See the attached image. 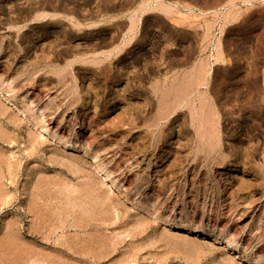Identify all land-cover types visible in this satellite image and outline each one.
I'll use <instances>...</instances> for the list:
<instances>
[{"label": "rangeland", "instance_id": "1", "mask_svg": "<svg viewBox=\"0 0 264 264\" xmlns=\"http://www.w3.org/2000/svg\"><path fill=\"white\" fill-rule=\"evenodd\" d=\"M263 70L264 0H0V264H264Z\"/></svg>", "mask_w": 264, "mask_h": 264}, {"label": "bare ground", "instance_id": "2", "mask_svg": "<svg viewBox=\"0 0 264 264\" xmlns=\"http://www.w3.org/2000/svg\"><path fill=\"white\" fill-rule=\"evenodd\" d=\"M155 6H156L157 8H159L160 10H165V11H167V10H169V8H171L170 5L164 4V3H162V2H158V3H156ZM1 86H2V85H1ZM0 94H1L2 96H4V97L6 96V97H9L10 99H13L12 96L9 94V92L4 91L1 87H0ZM12 102H13V100H12ZM167 111H168V108H167V110H166L165 112H167ZM23 112H24V111H23ZM24 113H26V112H24ZM1 129H2V128H0V130H1ZM2 130H3V129H2ZM2 130H1V131H2ZM39 130H41V131L44 132V133H48V134H50V131H49L47 128H42V127H41ZM1 131H0V133H1ZM42 132H41V133H42ZM2 134H4V132H2ZM53 135H54V133H53ZM81 148H82V147H81ZM1 154H3V153H0V155H1ZM2 156H5V155H1V156H0V159H1V160H2ZM3 159H4V163H5L7 160L5 159V157H3ZM93 159H94V164L98 165V168L100 169V171H103V168L101 167V165H100L98 159H97L96 157H94ZM5 160H6V161H5ZM6 163H7V162H6ZM246 176H254V174L248 172V173H246ZM106 177H108V174L105 175V178H106ZM41 183H42V180H41ZM44 183H45V182H44ZM113 183H114V182L112 181V184H113ZM0 186H1V185H0ZM1 188H2V187H1ZM88 191H89V190H88ZM88 191H87V192H88ZM0 192H1V189H0ZM91 192H92V191H91ZM69 193H70V192H68V194H69ZM88 194H89V193H88ZM66 197H67V196H66ZM69 197H70V196H69ZM70 198H71V197H70ZM35 199H36V197H35ZM41 199H42V198H41ZM69 200H70V199H69ZM38 201H41V200L39 199ZM67 202H68V201H67ZM44 203H46V202H44ZM68 203H69V202H68ZM70 203L72 204V202H70ZM41 204H42V203H41ZM35 205H37V204L35 203ZM47 205H48V204H47ZM47 205H46V206H47ZM66 205H67V203H66ZM81 205H82V204H81ZM84 205H85V204H84ZM31 206H32V202H31ZM39 206H40V205H39ZM39 206H38V207H39ZM41 206H42V205H41ZM70 206H71V205H70ZM34 207H35V206H34ZM48 207H50V206H48ZM85 207H86V206H85ZM30 208H31V207H30ZM39 208H40V207H39ZM36 209H37V208H35V210H36ZM50 209H51V208H50ZM50 209H49V211H50ZM29 210H30V209H29ZM31 210H32V209H31ZM31 210H30V212H31ZM33 210H34V209H33ZM39 210H41V209H39ZM39 210H38V211H39ZM42 210H43V209H42ZM38 211H37V212H38ZM40 212H41V211H40ZM42 212H43V211H42ZM46 212H47V210H46ZM46 212H45V213H46ZM54 212H55V211H54ZM43 213H44V212H43ZM43 213H42V214H43ZM51 213H52V212H51ZM36 214H38V213H35V216H36ZM54 214H55V213H54ZM51 215H52V214H51ZM40 216L42 217V215H40ZM43 216H44V215H43ZM45 217H46V216H45ZM52 217H53V215H52ZM158 217H159V216H158ZM37 218H39V217H37ZM37 218H36V220H37ZM46 218H47V217H46ZM48 218H49V217H48ZM160 218H161V217H159V219H160ZM42 219H45V218L42 217ZM53 219H55V218H53ZM57 220H58V219H57ZM39 221L41 222V221H43V220L39 219ZM54 221L56 222V220H54ZM40 222H39V223H40ZM41 224H42V223H41ZM44 224H45V222H44ZM52 224H53V220H52ZM39 225H40V224H39ZM54 225H55V223H54ZM13 226H15V225H13ZM44 226H45V225H44ZM41 227H43V224H42ZM51 227H52V225H51L49 228H51ZM55 227H56V226H55ZM55 227H54V228H55ZM39 228H40V227H39ZM12 229H13V228H12ZM16 229H17V228H16ZM41 229H42V228H41ZM56 229H57V228H56ZM179 229H181V230H185V231H189V232L192 231V230H191L190 228H188V227H187V228H186V227H179ZM195 229H196V230H195L194 232H196V233L203 234V235H206V236L208 235V234L205 233L204 230H203L202 228H200V227H196ZM9 230H10V228H9ZM47 230H48V229H46V231H47ZM53 230H54V229H53ZM53 230L50 229V231H53ZM13 231H14V230H13ZM35 231H36V229H35ZM39 231H41V230H39ZM39 231H38V232H39ZM11 232H12V231H11ZM11 232H10V233H11ZM48 232H49V230H48ZM48 232H47V234H48V236H49V234H50L51 232H50V233H48ZM7 234H9V232H7ZM11 234H12V233H11ZM14 234H15V233H14ZM14 234H13V235H14ZM13 235H10V236H13ZM41 235H42V236H41ZM10 236H9V237H10ZM14 236H15V235H14ZM40 236H41L43 239H45V238L47 237V236H44L43 233L40 234ZM5 237H6V236H5ZM44 237H45V238H44ZM6 238H7V239H5V240H7V242H8L10 239H9L8 237H6ZM8 239H9V240H8ZM1 240H2V239H1ZM1 240H0V241H1ZM5 240H4V241H5ZM17 240H18V239L15 238V237H14V240L11 239V241H13V242H12L13 247L16 246V247L13 249L14 251H16L17 247H20V244H21L20 240H19L20 243H19ZM217 240H218L217 236H214V243L217 242ZM15 241H16L17 243H16ZM15 243H16V244H15ZM18 243H19V244H18ZM22 243H23V241H22ZM225 243H226V246L228 247V249L231 248L232 250H236V245L234 244V242H232V241H226ZM4 244H6V243H4ZM4 244H3V245H4ZM8 244H9V242H8ZM10 244H11V242H10ZM54 244H56V243H54ZM3 245L0 244V249H1V246H3ZM12 245H10V246H12ZM14 245H15V246H14ZM17 245H19V246H17ZM22 245H23V244H21V247H22ZM58 245H59V244H58ZM7 246H8V247H6V245H5V246H3V247L9 248L8 250H10L9 245H7ZM65 246H66V245H65ZM13 247H12V248H13ZM21 247H20V248H21ZM66 247H67V246H66ZM68 247H69V245H68ZM3 249H5V248H3ZM3 249H1V251H2ZM33 249H34V248H33ZM33 249H32V250H33ZM58 249H59V248H58ZM6 250H7V249H6ZM8 250H7V254H8V252H10V251H8ZM13 250H11L10 253H12ZM17 250H19V249H17ZM20 250H21V249H20ZM20 250H19V251H20ZM4 251H5V250H4ZM19 251L16 252V255H17V256L15 255V253H12V254L18 258L19 256H18L17 253H18ZM30 251H31V250H30ZM58 251H59V250H58ZM66 251H67V250H66ZM68 251H70V250H68ZM5 252H6V251H5ZM32 252H33V251H32ZM35 252H36V251H35ZM1 253H2V252H0V254H1ZM29 253H30V252H29ZM2 254H4V253H2ZM7 254H6V257H7ZM19 254H20V253H19ZM32 254H33V253H32ZM34 254H35V253H34ZM4 255H5V254H4ZM9 255H10V254H9ZM27 255H29V254H27ZM234 255H235L234 261H236V262H240V263H241V262H244V261H248V256L245 255V254H241V253H237V252H236ZM11 256H12V255H11ZM14 256H13V257H14ZM38 256H39L41 259H43V257H41L40 255H38ZM3 257H5V256H3ZM28 257H29V259H32V258H30V255H29ZM28 257H26V258H28ZM31 257H32V256H31ZM35 257H37V256H35ZM35 257H34L33 261H35V260L37 259V258L35 259ZM39 257H38V258H39ZM14 258H15V257H14ZM14 258H12V260H13ZM40 258H39V260H40V261H43V260H41ZM44 258H45V257H44ZM4 259H6V258H4ZM27 260H28V259H27ZM37 260H38V259H37ZM49 261H50V259H49ZM49 261H48V262H49ZM52 261H53V260H51L50 262L52 263ZM54 261H55V260H54ZM39 264H40V262H39ZM54 264H56V263H54Z\"/></svg>", "mask_w": 264, "mask_h": 264}, {"label": "crops", "instance_id": "3", "mask_svg": "<svg viewBox=\"0 0 264 264\" xmlns=\"http://www.w3.org/2000/svg\"><path fill=\"white\" fill-rule=\"evenodd\" d=\"M264 72V70H263ZM262 84L264 85V73H263V76H262Z\"/></svg>", "mask_w": 264, "mask_h": 264}]
</instances>
